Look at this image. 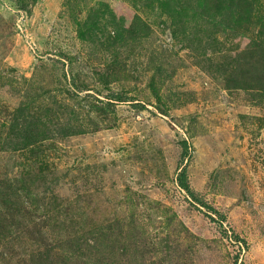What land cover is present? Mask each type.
Returning <instances> with one entry per match:
<instances>
[{
    "label": "rangeland",
    "instance_id": "1",
    "mask_svg": "<svg viewBox=\"0 0 264 264\" xmlns=\"http://www.w3.org/2000/svg\"><path fill=\"white\" fill-rule=\"evenodd\" d=\"M0 264H264V0H0Z\"/></svg>",
    "mask_w": 264,
    "mask_h": 264
},
{
    "label": "trees",
    "instance_id": "2",
    "mask_svg": "<svg viewBox=\"0 0 264 264\" xmlns=\"http://www.w3.org/2000/svg\"><path fill=\"white\" fill-rule=\"evenodd\" d=\"M109 97L112 100L115 101H122V99L124 98L122 95L120 94H111L109 95ZM134 108H141L142 106L137 105V104H131ZM179 146L181 149V153H180V159H187V155L189 153V146L187 141L182 140L179 142ZM175 182L178 186L179 189L183 190L185 192V194L187 195V197L190 199V201H192L193 203L201 206L202 208H204L206 210L207 216L210 220L212 221H216L219 225L220 228V235H223L226 237V232L222 229L221 224L224 221L225 217L223 214L219 213L216 209H214L213 207L207 205L204 201H202L199 197H197L189 188L188 182H187V178H186V171L183 168H181L179 170V172L176 174L175 176ZM215 216L214 217H212ZM234 241L245 245V242L243 239L239 238L236 234H232V237ZM236 259H234L235 261Z\"/></svg>",
    "mask_w": 264,
    "mask_h": 264
}]
</instances>
